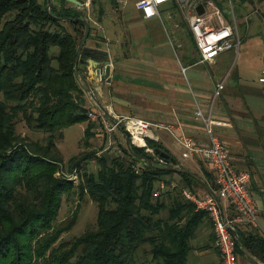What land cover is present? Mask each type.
I'll list each match as a JSON object with an SVG mask.
<instances>
[{"label": "trees", "instance_id": "16d2710c", "mask_svg": "<svg viewBox=\"0 0 264 264\" xmlns=\"http://www.w3.org/2000/svg\"><path fill=\"white\" fill-rule=\"evenodd\" d=\"M49 2L0 0V264H187L192 241L209 216L196 210L178 188L168 198L153 194L161 177L174 173L183 188L204 189L194 177L151 167L127 146L119 153L105 151L95 157L96 172L82 171L78 185L71 175L60 174L57 141L64 138V129L86 123L83 133L88 142L95 122L88 116L91 107L75 67L85 29L79 19L84 16L76 6H65L66 0L48 9ZM67 23L74 26V33ZM91 30L90 25L88 37ZM250 87L255 89L238 88L247 112L255 114L259 124L255 117L264 93H250ZM20 122L41 139L21 136ZM148 144L175 158L158 141L148 139ZM133 149L147 156L142 148ZM94 153L71 160L69 170L80 168L81 160ZM151 158L165 165L163 158V162ZM212 180L214 184V176ZM76 193L97 204L96 222L81 234L62 239L76 223L77 207L70 217L58 220L61 202L64 195ZM235 230L264 263V234L257 229L248 234ZM236 251L243 254L237 241Z\"/></svg>", "mask_w": 264, "mask_h": 264}, {"label": "crops", "instance_id": "0c3cea01", "mask_svg": "<svg viewBox=\"0 0 264 264\" xmlns=\"http://www.w3.org/2000/svg\"><path fill=\"white\" fill-rule=\"evenodd\" d=\"M66 1L65 6H77L74 2ZM136 1L134 0V3ZM114 2L118 3L102 6L98 21H92L94 26L87 38L90 42L86 40V46L96 50L92 57L98 60L108 58L110 61L111 70L108 80L102 81L96 79L94 75H89L96 98L105 106L111 117L132 115L149 120L151 123H161L171 127L172 132L151 127L155 140L175 156L178 164L196 174H201L199 176L213 190V182L205 175L208 171L212 177L214 176L211 166L199 153L191 155L183 149L173 133L176 136L190 135L199 146L208 144L203 126L194 120L195 104L199 102L203 109L208 111L216 83L225 78L217 81L213 75L196 68V65L202 62L199 61L200 57L195 47L194 61L187 59L185 61L186 54L182 49L176 55L178 59L173 58L171 54L167 57L159 49L160 41L153 40L156 37L149 29L151 22H147L159 17L146 19L135 8L134 3L132 11L129 12L124 8L125 0H114ZM55 4L60 5V0ZM165 4L161 5L163 9L167 10L168 5L171 8L169 2ZM105 6L106 9L109 8L108 12L116 17L104 16ZM161 11L162 9H159L160 14ZM183 22L189 31L187 22L184 19ZM173 25L178 28L177 23ZM180 36L181 34H178V39ZM191 43L194 46L192 36ZM99 50L106 51L107 55H101ZM210 63H214V60ZM78 67L86 70L85 64L79 63ZM181 67H186L184 73ZM77 78L79 81V77ZM232 84L236 83L225 81V88H230ZM225 93L229 94V92ZM227 96H219L220 98L217 97L214 99L215 102L213 101L215 103L214 109L212 108L213 127L225 143L232 163L239 169L247 170L251 175L249 187L260 210L262 234H264V114H260V109L258 110L255 117H258L259 124H257L254 119L255 114L253 117L246 115L247 110L238 100L239 96H234L233 100L237 101L233 103V100L226 99ZM86 98L91 109L96 111L98 107L94 106V101L87 94ZM83 124L85 123H81L82 129H84ZM206 193L208 192L200 195ZM221 205L227 219L234 217L236 212L231 204L221 200ZM235 228L244 234L254 229L244 223H235ZM193 251L195 264L222 263L208 220L198 230ZM237 264L255 263L244 254H238Z\"/></svg>", "mask_w": 264, "mask_h": 264}, {"label": "rangeland", "instance_id": "374dc122", "mask_svg": "<svg viewBox=\"0 0 264 264\" xmlns=\"http://www.w3.org/2000/svg\"><path fill=\"white\" fill-rule=\"evenodd\" d=\"M125 1L127 3L125 2L124 8H126L129 12L132 11L134 0ZM39 2L43 3L44 0H39ZM55 2H57V0H52V3ZM115 3L117 4L118 2H114V0H91L89 4H85L82 6L77 5L76 7L77 11H79V13L84 16V18L91 21L90 25L94 26L92 21H98L102 6ZM216 3L220 7L224 18L230 20L234 25V28L237 32V43L234 48L220 52L219 55L215 57L214 63H198L196 65V68L202 70L205 73H208L209 75H213L215 79H217V81L224 78V80L226 82L228 81V83L234 81L236 84H232L230 88H225L226 85L224 86L220 97H222V95H228L226 99L232 101L234 96L236 95L239 96L238 100L243 103V94L242 91L239 90V86H244V88L245 86L255 87V89H253L252 87L248 89L250 93L253 94L259 93L262 90L263 91L261 92V94L264 93V88H262L264 86L258 81V78L261 75L262 69L264 67V0H248L244 3H242L241 0H218ZM169 4H171V8L170 5H168L167 10L163 9L162 6H160L159 9H162L161 18H152L150 21H147L151 22L149 23V29L152 31L153 36L156 37L153 40L160 41L159 49L163 53H165L167 57L171 54L173 58L178 59L176 55H178V52H180V49H182V52L186 54L184 60L186 61L187 59V61H194L196 59V57L194 56L196 51L193 44L191 43L190 32L187 31V26L183 22L184 18L181 15L180 11L177 9L174 2H169ZM106 7L107 6H105V9ZM108 9H106L104 16L110 15L109 17H116L115 15L112 16L108 12ZM176 23L178 24V28H175L176 25L175 27L173 25ZM66 26L73 33L75 32L73 29L74 26L68 23L66 24ZM83 30L85 32V29ZM178 34H181L180 37L182 38L179 37L178 39ZM87 42L89 43L90 39ZM179 43L181 45H177ZM144 49L149 51V49L147 48ZM227 87L229 86L227 85ZM258 87L261 89H256ZM224 91L229 92V94L225 93ZM244 92L246 93V91ZM213 97L214 95L212 94L210 104L213 101ZM235 101L237 100H233L232 103ZM214 102L213 109L215 104ZM94 106L96 105L94 104ZM258 107L260 109V114L263 115L264 99L260 100V105ZM95 112L98 115L100 110L97 108ZM246 115L252 116L250 112H247ZM89 118L91 121L95 122V126L93 129V136L89 139L88 142H86V140L88 139L84 137V129H82L81 123L71 125L70 127L64 129V138L57 141V146L61 152L60 161L58 162V169L61 172L60 174L72 175L77 170L78 182L76 185L81 182L80 174L82 171L94 173L96 172L97 166L95 157L100 156L105 151L119 153L120 149L126 146L121 133V135L117 132L108 133L104 125L99 121L98 118ZM83 125L85 128L86 123ZM17 132L21 136H27L33 140H38L42 137L41 134L32 132L24 122H20L17 124ZM93 152H95L94 157H91L90 159L88 158L84 161L81 160L82 163L80 168L74 167L72 170H69L71 160L84 157V155H91L93 154ZM98 153L100 155H98ZM197 175L201 176V174ZM205 175L210 181H213L211 173H208V171H206ZM158 185L160 196L164 198L172 196L176 192L177 188L182 191L184 186L180 176L175 173L162 176ZM194 190L199 194H204L205 192L204 189H201L197 185H194ZM76 207V223L70 231L62 234V239H70L74 235L81 234L86 228L95 225L97 217V204L92 201L87 195L80 199L77 193L71 196H63L59 209L58 220H62L64 218H67L68 216L70 217ZM208 221L210 223L212 234L216 243L217 235L214 229L213 221L212 219H210V217ZM192 243H194L195 245L196 239L193 240ZM193 255L194 251L192 250L188 258L189 264H195V258L193 260Z\"/></svg>", "mask_w": 264, "mask_h": 264}, {"label": "built area", "instance_id": "2783aa9c", "mask_svg": "<svg viewBox=\"0 0 264 264\" xmlns=\"http://www.w3.org/2000/svg\"><path fill=\"white\" fill-rule=\"evenodd\" d=\"M90 2L91 0H84L82 5ZM168 2L176 4L177 9L187 22L200 62H213L220 52L236 46L237 32L234 25L230 20L224 18L220 7L213 0H163L161 3H158L157 0H137L135 8L140 11L143 18L148 19L155 16L161 18L159 7ZM199 3L205 7L202 14L196 10ZM185 70L186 67H181L183 73ZM258 80L260 83H264V67ZM224 86L225 80L216 83L213 101L220 95ZM213 101L208 111H205L199 102H196L194 110V120L200 122L206 132L208 140L206 146H199L190 135L176 136L174 133L173 135L183 149L191 155L199 153L213 169L215 178L213 194L200 195L188 188H183L182 195L195 205L196 210L205 211L212 219L217 235L215 244L222 257L221 264H237L236 240L231 228L235 229V223H244L263 233L261 214L250 191V173L237 168L232 163L225 143L213 127ZM88 116L92 119L98 118L108 133L116 132L118 125L121 126L129 135L134 146L142 148L147 156L155 157L163 162L156 154L155 149L148 144V139L155 140L151 127L163 128L172 132V128L168 125L151 123L149 120L132 115H113L114 122H112L101 111L97 115L93 110L88 112ZM98 155L100 154L98 153ZM77 177L76 172L71 175L75 183L78 182ZM153 195H160L159 189H156ZM221 200L227 201L233 206L236 212L234 217L230 219L225 217Z\"/></svg>", "mask_w": 264, "mask_h": 264}, {"label": "water", "instance_id": "95a60500", "mask_svg": "<svg viewBox=\"0 0 264 264\" xmlns=\"http://www.w3.org/2000/svg\"><path fill=\"white\" fill-rule=\"evenodd\" d=\"M70 2H74L76 5L81 6L84 3V0H69ZM52 0H50L49 4L47 5V8L49 9L50 6L52 5ZM196 10L199 14L204 13L205 7L202 3H199L196 6ZM63 20H69L72 19L70 17H61ZM85 26V32L80 40L78 47H77V52H76V60H75V67H76V72L79 77V81L81 86L83 87L85 93L94 101L96 106L99 108V110L107 117L109 118L110 121L114 122L113 118L111 117L110 113L108 110L105 108V106L96 98L94 91L92 89L91 82L92 80L89 78V75H94L96 79L99 80H108L109 75H110V61L108 58L105 60H98L95 59L93 54L96 53L95 49H92L88 46L85 45V42L88 38V35L90 33V24L86 18H80L79 19ZM101 55H107V52L104 50H99ZM89 55V57H81L83 54ZM82 63L86 65V70H81L78 67V64ZM118 131L122 134L125 144L129 150V152L139 158L140 160L146 162L148 165L151 167H156L160 168L162 170L166 171H175V172H181V173H187L194 177L198 182L204 187V189L210 193L213 194L212 188L196 173L192 172L191 170L179 165L177 163V160L171 156L170 154L161 151L159 148L155 150L156 154L159 155L161 158H163L165 161V165H157L154 160L150 156H143L140 154H137L134 149H133V144L129 138V135L124 131V129L118 125ZM163 161V160H162ZM235 240L240 244L241 251L242 253L253 263L255 264H263L260 262L250 251L249 249L242 243L241 238L239 237L238 233L234 228H231Z\"/></svg>", "mask_w": 264, "mask_h": 264}, {"label": "clouds", "instance_id": "9594fccd", "mask_svg": "<svg viewBox=\"0 0 264 264\" xmlns=\"http://www.w3.org/2000/svg\"><path fill=\"white\" fill-rule=\"evenodd\" d=\"M157 2H158V3H161V2H163V0H157Z\"/></svg>", "mask_w": 264, "mask_h": 264}]
</instances>
